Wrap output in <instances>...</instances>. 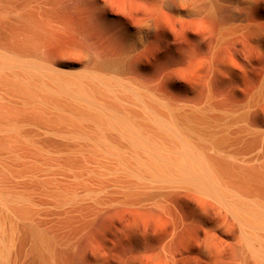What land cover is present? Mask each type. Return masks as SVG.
I'll use <instances>...</instances> for the list:
<instances>
[{"label":"bare ground","instance_id":"obj_1","mask_svg":"<svg viewBox=\"0 0 264 264\" xmlns=\"http://www.w3.org/2000/svg\"><path fill=\"white\" fill-rule=\"evenodd\" d=\"M108 214L152 264H264V0H0V264Z\"/></svg>","mask_w":264,"mask_h":264},{"label":"rangeland","instance_id":"obj_2","mask_svg":"<svg viewBox=\"0 0 264 264\" xmlns=\"http://www.w3.org/2000/svg\"><path fill=\"white\" fill-rule=\"evenodd\" d=\"M169 31L176 39L188 44L186 39L191 34L188 25L179 23L176 29L169 28ZM143 222L141 217L133 214L101 216L72 249L65 251V264H152L151 243L142 237L136 238L129 229L130 225L140 227Z\"/></svg>","mask_w":264,"mask_h":264}]
</instances>
